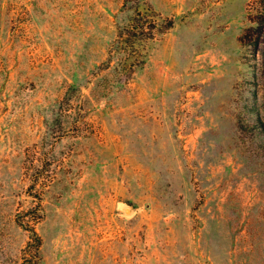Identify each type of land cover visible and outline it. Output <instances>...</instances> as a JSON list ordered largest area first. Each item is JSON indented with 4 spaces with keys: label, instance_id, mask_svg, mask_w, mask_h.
<instances>
[{
    "label": "rangeland",
    "instance_id": "374dc122",
    "mask_svg": "<svg viewBox=\"0 0 264 264\" xmlns=\"http://www.w3.org/2000/svg\"><path fill=\"white\" fill-rule=\"evenodd\" d=\"M260 2L0 0V264H264Z\"/></svg>",
    "mask_w": 264,
    "mask_h": 264
},
{
    "label": "trees",
    "instance_id": "16d2710c",
    "mask_svg": "<svg viewBox=\"0 0 264 264\" xmlns=\"http://www.w3.org/2000/svg\"><path fill=\"white\" fill-rule=\"evenodd\" d=\"M143 13L140 10H136L134 16L130 19V22L123 28L124 33L129 36H142L145 38H152L155 31V17L156 13L151 9ZM148 21V22H146ZM254 26L249 28L243 36L244 43L254 47L256 52V59L260 63V77L264 86V0L260 2V11H258L256 17L251 21ZM172 22H169L170 26ZM262 111L264 113V100L262 103ZM259 123L264 124L261 118Z\"/></svg>",
    "mask_w": 264,
    "mask_h": 264
}]
</instances>
